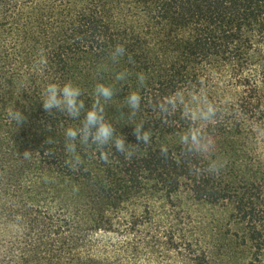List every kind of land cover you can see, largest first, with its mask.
Listing matches in <instances>:
<instances>
[{"label": "trees", "instance_id": "obj_1", "mask_svg": "<svg viewBox=\"0 0 264 264\" xmlns=\"http://www.w3.org/2000/svg\"><path fill=\"white\" fill-rule=\"evenodd\" d=\"M118 42L125 57L101 69ZM124 68L132 75L107 117L131 144L134 124L148 119L151 146L131 161L115 149L110 164L84 156L71 171L64 130L80 121L49 116L39 93L72 80L86 111L95 85ZM137 73L147 77L145 99L129 120L116 105L137 90ZM25 78L31 93L18 86ZM202 86L223 114L219 175L203 160L163 159L157 139L187 123L178 113L162 126L146 105ZM9 102L27 120H7L0 106V264H264V136L255 131L264 128V0H0V104Z\"/></svg>", "mask_w": 264, "mask_h": 264}, {"label": "clouds", "instance_id": "obj_2", "mask_svg": "<svg viewBox=\"0 0 264 264\" xmlns=\"http://www.w3.org/2000/svg\"><path fill=\"white\" fill-rule=\"evenodd\" d=\"M99 43H104L102 36H97ZM126 55L125 43H116L109 45L106 55L101 58L99 67L103 70H108L109 65H118L121 59ZM128 63L134 64L135 61L131 55L127 56ZM45 60H38V66L46 65ZM132 73L127 68L116 72L110 83H97L93 90V99L90 107L85 111V102L81 99L84 94L83 89L79 84L68 80L63 84L59 82H49L39 93L42 101V107L49 116L55 117L57 113L67 116L73 121H80L77 127H67L64 130L65 137V155L64 165L71 171H79L81 165L84 164V156L88 159L97 158L106 164H110V155L112 150L123 155L126 160L131 161L132 157L139 151L143 145L145 150L151 146L153 130L152 127L145 129L146 120L141 119L139 123H135L133 135L136 137V143H126L124 134L117 135V130L114 123L107 117V107L115 98L116 93L123 88L126 81ZM137 90L129 91L128 95L123 99V102L116 105L118 109L127 107L130 111L127 114L129 120H134L137 114L141 111L142 101L145 99L141 91L146 87L147 77L144 73H137ZM119 85V88L117 87ZM203 85V81H201ZM21 90L29 89L31 85L27 82V78L19 82ZM146 105L153 112L159 113L155 118L161 120L162 126H173L171 118L178 113L180 119L187 123L186 130L179 134V155L174 144L164 143L159 147L160 156L168 160H175L179 165L182 162L192 160H203L207 162L205 171L209 175H219L221 170L226 166L227 160L217 155V143L215 139V125L222 119V113L219 106L209 99L204 87L193 90L186 94L182 87L170 94L153 100L148 97ZM4 108L5 117L9 121H14L21 126L27 120L24 111L17 108L15 104L9 102ZM83 119L81 120V114ZM120 116L124 117L123 111H120ZM61 127L63 123L61 122ZM258 136H264V128L255 129ZM47 144H52L51 139L45 141ZM77 145L80 146L78 152ZM83 153V156L81 155ZM54 154L50 149L45 151L44 155L51 157ZM26 160L31 159V153L26 150L23 152ZM200 169L193 167L190 172L199 174ZM78 191V189H75ZM16 221L22 220L21 216H16Z\"/></svg>", "mask_w": 264, "mask_h": 264}, {"label": "rangeland", "instance_id": "obj_3", "mask_svg": "<svg viewBox=\"0 0 264 264\" xmlns=\"http://www.w3.org/2000/svg\"><path fill=\"white\" fill-rule=\"evenodd\" d=\"M164 143L174 144L176 145L175 146L176 148L179 143V135L167 133V134H163L159 136V138L157 139L156 145L160 146L161 144H164Z\"/></svg>", "mask_w": 264, "mask_h": 264}]
</instances>
